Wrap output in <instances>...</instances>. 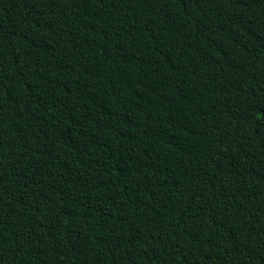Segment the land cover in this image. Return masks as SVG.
<instances>
[{"label": "trees", "instance_id": "16d2710c", "mask_svg": "<svg viewBox=\"0 0 264 264\" xmlns=\"http://www.w3.org/2000/svg\"><path fill=\"white\" fill-rule=\"evenodd\" d=\"M0 264H264V0H0Z\"/></svg>", "mask_w": 264, "mask_h": 264}]
</instances>
